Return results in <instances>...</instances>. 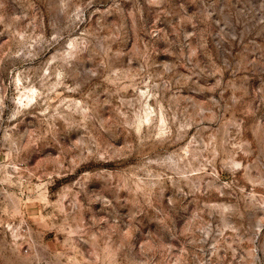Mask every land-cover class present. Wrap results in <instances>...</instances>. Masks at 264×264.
Returning <instances> with one entry per match:
<instances>
[{
    "label": "rangeland",
    "instance_id": "374dc122",
    "mask_svg": "<svg viewBox=\"0 0 264 264\" xmlns=\"http://www.w3.org/2000/svg\"><path fill=\"white\" fill-rule=\"evenodd\" d=\"M0 264H264V0H0Z\"/></svg>",
    "mask_w": 264,
    "mask_h": 264
},
{
    "label": "bare ground",
    "instance_id": "6f19581e",
    "mask_svg": "<svg viewBox=\"0 0 264 264\" xmlns=\"http://www.w3.org/2000/svg\"><path fill=\"white\" fill-rule=\"evenodd\" d=\"M31 96L30 95H27V98H30Z\"/></svg>",
    "mask_w": 264,
    "mask_h": 264
}]
</instances>
